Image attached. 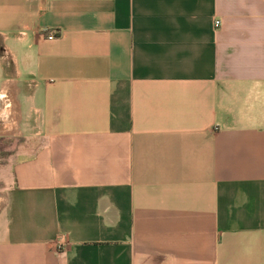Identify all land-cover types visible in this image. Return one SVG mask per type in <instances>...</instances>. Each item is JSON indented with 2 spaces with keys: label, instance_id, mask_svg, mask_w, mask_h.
Returning a JSON list of instances; mask_svg holds the SVG:
<instances>
[{
  "label": "crops",
  "instance_id": "crops-1",
  "mask_svg": "<svg viewBox=\"0 0 264 264\" xmlns=\"http://www.w3.org/2000/svg\"><path fill=\"white\" fill-rule=\"evenodd\" d=\"M0 136V264H264V0H0Z\"/></svg>",
  "mask_w": 264,
  "mask_h": 264
},
{
  "label": "flooded vegetation",
  "instance_id": "flooded-vegetation-1",
  "mask_svg": "<svg viewBox=\"0 0 264 264\" xmlns=\"http://www.w3.org/2000/svg\"><path fill=\"white\" fill-rule=\"evenodd\" d=\"M12 140L10 138H5L0 136V160L5 163L9 153V149L12 148ZM1 164V163H0Z\"/></svg>",
  "mask_w": 264,
  "mask_h": 264
},
{
  "label": "built area",
  "instance_id": "built-area-1",
  "mask_svg": "<svg viewBox=\"0 0 264 264\" xmlns=\"http://www.w3.org/2000/svg\"><path fill=\"white\" fill-rule=\"evenodd\" d=\"M214 26H215V27H219V26H220V21H219V20H215V22H214ZM54 37H55V33H54V31H53V30H50V31L48 32L47 38H48V39H53ZM63 245H64V243H63L62 241H60V242L58 243V248L62 247Z\"/></svg>",
  "mask_w": 264,
  "mask_h": 264
},
{
  "label": "rangeland",
  "instance_id": "rangeland-1",
  "mask_svg": "<svg viewBox=\"0 0 264 264\" xmlns=\"http://www.w3.org/2000/svg\"><path fill=\"white\" fill-rule=\"evenodd\" d=\"M0 162H1V160H0ZM0 166H2V164H0ZM8 176H10V171H4ZM10 178V177H9Z\"/></svg>",
  "mask_w": 264,
  "mask_h": 264
}]
</instances>
